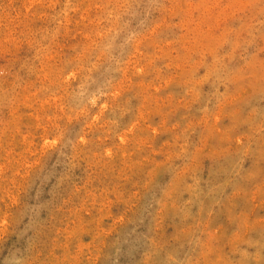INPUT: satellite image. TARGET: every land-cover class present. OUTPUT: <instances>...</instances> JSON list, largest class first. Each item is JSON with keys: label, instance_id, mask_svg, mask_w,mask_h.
Returning <instances> with one entry per match:
<instances>
[{"label": "rangeland", "instance_id": "374dc122", "mask_svg": "<svg viewBox=\"0 0 264 264\" xmlns=\"http://www.w3.org/2000/svg\"><path fill=\"white\" fill-rule=\"evenodd\" d=\"M0 264H264V0H0Z\"/></svg>", "mask_w": 264, "mask_h": 264}]
</instances>
